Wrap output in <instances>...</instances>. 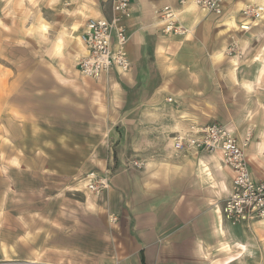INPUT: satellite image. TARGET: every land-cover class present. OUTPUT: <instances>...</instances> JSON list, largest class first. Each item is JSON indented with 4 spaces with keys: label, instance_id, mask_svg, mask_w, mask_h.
Listing matches in <instances>:
<instances>
[{
    "label": "crops",
    "instance_id": "0c3cea01",
    "mask_svg": "<svg viewBox=\"0 0 264 264\" xmlns=\"http://www.w3.org/2000/svg\"><path fill=\"white\" fill-rule=\"evenodd\" d=\"M34 1L39 7L36 39L41 53L59 63L57 69L51 66L59 71L58 81L76 89L60 72L62 65L77 63L87 19L108 18L110 0ZM25 2L29 4L21 0ZM131 3L126 22L131 70L112 69L99 79L108 90L107 114L115 117L109 127L116 151L106 163L109 189L75 199L72 192L52 190L47 179L37 181L39 190H27L18 171H39L46 158L25 151L21 155V150L11 155L9 175L2 171L6 164L0 163V261L264 264V221L222 216L232 173L219 154L189 150L176 155L171 144L173 135L190 122L225 124L239 143L249 133V172L264 182V14L249 31L237 28L241 8L264 7V0H230L218 15L190 0ZM169 5L185 35L161 33L158 10ZM232 40L237 45L229 55L226 48ZM13 100L4 135L16 140L23 136V122L34 116L29 99L28 106L22 97ZM90 101V108L75 103L74 114L63 117V129L71 118L76 132L97 138L99 107L93 98ZM10 127L19 130L9 133ZM36 134L42 136L40 131ZM110 216L116 219L109 221Z\"/></svg>",
    "mask_w": 264,
    "mask_h": 264
},
{
    "label": "rangeland",
    "instance_id": "374dc122",
    "mask_svg": "<svg viewBox=\"0 0 264 264\" xmlns=\"http://www.w3.org/2000/svg\"><path fill=\"white\" fill-rule=\"evenodd\" d=\"M39 16V7L34 0H29V4L21 3V0H0V163L6 164L7 168L2 171L10 174L14 158L10 161L8 158L19 154V150L21 155L22 151L37 153L46 158L39 171L33 169L17 173L12 170L24 179L27 190H33V187L39 190L37 181L43 183L49 179L52 190L72 192L75 199L79 194L93 197L94 194L85 187V174L107 167L112 162L111 156L116 153L109 130L115 117L107 114L108 90L100 77H84L78 73L77 63L71 61L64 63L60 72L67 74L68 83L77 85L76 89L58 81L59 71L53 68L57 69L59 63L55 65V61L53 63L41 53L40 42L36 39ZM60 96L67 100L60 99ZM15 97H22L26 106L29 99L34 118L23 122L20 127L23 136L13 140L4 134L9 126L7 119L13 116ZM91 98L97 101L94 106L99 107L101 123L96 126L98 134L95 135L98 140L94 139V133L84 136L76 132L69 117L68 128L62 127L65 123L63 117L74 114L75 103L90 108ZM18 130L10 127L9 133ZM45 130H49L48 136L44 135ZM37 131L42 132V136L36 134ZM0 264L7 263L0 261ZM13 264L30 263L15 261Z\"/></svg>",
    "mask_w": 264,
    "mask_h": 264
},
{
    "label": "built area",
    "instance_id": "2783aa9c",
    "mask_svg": "<svg viewBox=\"0 0 264 264\" xmlns=\"http://www.w3.org/2000/svg\"><path fill=\"white\" fill-rule=\"evenodd\" d=\"M199 9L218 15L230 0H190ZM132 0H110L111 10L108 18H89L80 34L83 54L77 62L80 73L87 78H98L112 69L119 73L131 70V62L126 52L129 36L126 35V22L130 17ZM182 3H185L181 1ZM160 31L163 34L185 35L186 29L178 22L177 13L169 5L158 10ZM264 7L245 5L240 10L242 20L238 30L245 32L263 18ZM237 41H231L226 53H235ZM168 101L172 99L168 98ZM250 141L247 133L239 143L225 124L210 123L204 126L195 122L177 131L172 137V147L176 155L189 150H203L218 153L220 162L232 173L231 189L224 198L222 216L231 220H247L249 216L264 221V182L254 180L249 172L245 147ZM264 145V144H263ZM264 157V146L262 149ZM137 168L140 163L133 162ZM109 168L90 171L85 174L86 189L91 194L99 195L109 189ZM114 216L109 221H114Z\"/></svg>",
    "mask_w": 264,
    "mask_h": 264
},
{
    "label": "bare ground",
    "instance_id": "6f19581e",
    "mask_svg": "<svg viewBox=\"0 0 264 264\" xmlns=\"http://www.w3.org/2000/svg\"><path fill=\"white\" fill-rule=\"evenodd\" d=\"M177 18H178V15H177ZM159 22H160V19H159ZM42 28H43V29H46V26L43 24V25H42ZM60 45H61V39L59 38L58 41H57V43H56V45H55V50H56V51L59 50ZM57 54H58V53H57ZM29 263H30V264H33V263H35V262L30 260Z\"/></svg>",
    "mask_w": 264,
    "mask_h": 264
}]
</instances>
